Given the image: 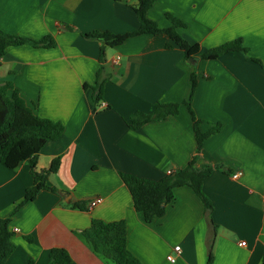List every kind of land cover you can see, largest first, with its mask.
I'll use <instances>...</instances> for the list:
<instances>
[{
    "label": "crops",
    "instance_id": "0c3cea01",
    "mask_svg": "<svg viewBox=\"0 0 264 264\" xmlns=\"http://www.w3.org/2000/svg\"><path fill=\"white\" fill-rule=\"evenodd\" d=\"M134 4L0 0V30L55 42L49 49L8 48L0 60V86L10 83L39 117L64 126L37 156L40 172L59 159L46 181L50 189L13 215L33 179L27 163L16 170L0 164V219L9 218L15 245L5 264H47L52 249L65 250L68 264H110L81 236L93 219L123 220L138 264H208L210 251L211 264H264V0H156L147 17L160 29L172 27L166 15L181 21L178 35L200 54L235 40L247 52L188 60L165 34L128 38L105 50L103 100L95 103L91 87L101 44L83 35L136 31ZM187 102L202 133L217 129L197 155ZM155 103L178 104L179 112L130 129V117L150 114ZM195 155L196 168L221 167L202 185L212 212L206 215L184 186L174 190L165 214L147 224L120 175L159 181Z\"/></svg>",
    "mask_w": 264,
    "mask_h": 264
},
{
    "label": "trees",
    "instance_id": "16d2710c",
    "mask_svg": "<svg viewBox=\"0 0 264 264\" xmlns=\"http://www.w3.org/2000/svg\"><path fill=\"white\" fill-rule=\"evenodd\" d=\"M156 0H135L132 9L139 20V28L131 33L122 35L108 31H93L84 34L83 37L96 40L101 44L99 52L100 67L97 70L94 85L91 87L92 100L99 103L103 100V87L105 78L103 77V64L105 50L124 43L128 38L140 35H160L165 34L170 41L177 46L183 53L185 59H194L199 56L203 60L217 59L219 56L231 53H246L240 40H235L221 45L213 50L200 54L197 45H191L181 38L177 29L183 28L184 24L166 15L172 24L168 29H160L158 25L147 17V12L154 5ZM29 44L34 48L49 49L54 48L55 42L51 37L40 40L22 38L13 34L5 33L0 30V60L10 47H18ZM195 85V75H191V90ZM85 87V86H84ZM86 88V87H85ZM11 91V95H8ZM186 106L190 112L195 139L197 155L202 149L204 141L217 129L202 133L199 129V122L190 108L189 102ZM179 112V105L173 103H155L154 109L150 114L136 112L130 117V129L137 130L150 122L166 119L169 116H176ZM64 131V126L59 122L39 117L31 110L20 98L17 90L6 82L0 86V164L9 170H16L22 163H27L33 179V185L27 189L24 199L12 212V215L27 202L34 201L37 195L50 189L46 185L50 174L55 173L59 166V159L52 161L49 169L37 170V156L46 143L58 140ZM196 155L188 165L181 170L171 173L159 181H149L139 179L130 175H120L122 182L128 189L133 208L142 214L144 221L149 224L154 219L160 218L165 214L166 207L174 199L173 192L180 187H189L200 199L204 206L206 215L212 212V205L202 191V185L213 169H221L220 166H203L196 168ZM78 209H83L82 204H74ZM212 223V222H211ZM9 218L0 219V264H5L15 250L12 242L14 233L9 228ZM81 236L90 245L93 252L110 262V264H138L137 259L128 251L126 223L121 221L104 222L98 219L91 221L90 227L81 232ZM26 240L31 241L30 238ZM71 262L70 256L65 250L52 249L49 252L47 264H68ZM212 262V253L209 252L208 264Z\"/></svg>",
    "mask_w": 264,
    "mask_h": 264
},
{
    "label": "built area",
    "instance_id": "2783aa9c",
    "mask_svg": "<svg viewBox=\"0 0 264 264\" xmlns=\"http://www.w3.org/2000/svg\"><path fill=\"white\" fill-rule=\"evenodd\" d=\"M238 174L234 175L233 178H237ZM98 202V199H94L89 203V207H93L96 205V203ZM241 245H244V243H241ZM174 252L178 255L180 253V248L178 246L174 247ZM167 262L170 263H174L175 262V258L173 255H168L166 257Z\"/></svg>",
    "mask_w": 264,
    "mask_h": 264
}]
</instances>
